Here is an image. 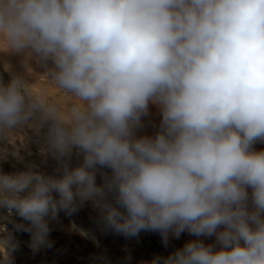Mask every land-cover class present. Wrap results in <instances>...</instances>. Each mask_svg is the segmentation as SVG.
Returning a JSON list of instances; mask_svg holds the SVG:
<instances>
[{
	"label": "clouds",
	"instance_id": "9594fccd",
	"mask_svg": "<svg viewBox=\"0 0 264 264\" xmlns=\"http://www.w3.org/2000/svg\"><path fill=\"white\" fill-rule=\"evenodd\" d=\"M0 52L69 98L33 92L25 73L0 80V138L46 129L57 161L0 171V208L27 222L15 227L34 252L52 246L50 220L91 201L126 237H196L141 264H264V0H0ZM150 104L159 130L137 136Z\"/></svg>",
	"mask_w": 264,
	"mask_h": 264
},
{
	"label": "rangeland",
	"instance_id": "374dc122",
	"mask_svg": "<svg viewBox=\"0 0 264 264\" xmlns=\"http://www.w3.org/2000/svg\"><path fill=\"white\" fill-rule=\"evenodd\" d=\"M5 64L9 66L10 71L5 70ZM41 71L34 60L27 61L21 54L0 52V80L7 83L12 73H25L32 81L33 92L52 97L61 104L67 103L69 98L50 83ZM159 110L158 106L149 105V114L142 118L143 127L135 130L137 136L155 135L162 119ZM45 135L46 129L37 134L25 126L16 130L10 139L0 138V146L1 149H17L31 165L36 166V170L50 174L57 167V161L47 150ZM263 144L256 143L255 150H264ZM82 161L83 156L74 149L71 166H78ZM103 171L110 174V170ZM97 183H103L99 172ZM49 228L48 238L52 241V246L41 248L38 255H35L23 243L19 247L22 255L18 256V264H141L143 261H151L154 256L166 257L176 249L182 248L189 240L196 239L185 232L179 239L170 237L168 246L165 247L158 232L141 231L138 236L126 237L103 227L100 214L91 201L85 202L70 215L60 212L58 219L49 221ZM22 235L25 242L31 240L30 233L24 232ZM200 239L205 244L215 243L214 236ZM33 255L35 258L31 260ZM129 256L131 259H126Z\"/></svg>",
	"mask_w": 264,
	"mask_h": 264
},
{
	"label": "built area",
	"instance_id": "2783aa9c",
	"mask_svg": "<svg viewBox=\"0 0 264 264\" xmlns=\"http://www.w3.org/2000/svg\"><path fill=\"white\" fill-rule=\"evenodd\" d=\"M31 165V162L28 159H25L23 155L18 153L17 149H1L0 146V171L5 173H11L16 171H24L27 167ZM26 224V221H23L18 215L15 214L14 210L10 213L7 208H0V230L5 229L6 232H10L14 241L16 242L17 247L11 254V264H18L22 254L19 252V247L23 243L26 244L27 248L32 251L33 254L38 255L39 251H33L30 247L31 240L25 242L23 240L22 233L27 231L18 230L15 227V224ZM5 235V233H0V237ZM35 256H31V260Z\"/></svg>",
	"mask_w": 264,
	"mask_h": 264
},
{
	"label": "bare ground",
	"instance_id": "6f19581e",
	"mask_svg": "<svg viewBox=\"0 0 264 264\" xmlns=\"http://www.w3.org/2000/svg\"><path fill=\"white\" fill-rule=\"evenodd\" d=\"M154 106H155V105H154ZM156 106H157V105H156ZM152 109H153V108H152ZM155 111H157V110H156V107H155ZM159 111H160V110H159ZM157 113H158V112H157ZM159 122H160V121H159ZM155 129H157V128H155ZM258 145H259V144H258ZM258 145H257V146H258ZM263 145H264V144H263ZM255 146H256V144H255ZM255 146H254V148L256 149ZM261 147H262V146H261ZM258 148H259V147H257V149H258ZM260 149H261V148H260ZM262 149H263V148H262Z\"/></svg>",
	"mask_w": 264,
	"mask_h": 264
}]
</instances>
